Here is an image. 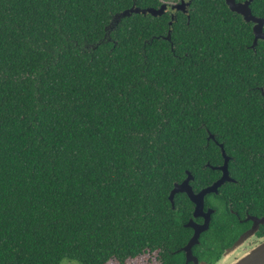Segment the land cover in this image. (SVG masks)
Listing matches in <instances>:
<instances>
[{"label": "trees", "instance_id": "obj_1", "mask_svg": "<svg viewBox=\"0 0 264 264\" xmlns=\"http://www.w3.org/2000/svg\"><path fill=\"white\" fill-rule=\"evenodd\" d=\"M161 5L0 0V264H187L195 203L170 196L187 171L197 192L221 177L219 143L237 182L207 196L194 253L214 263L234 243L232 210L264 214V41L226 0L107 35Z\"/></svg>", "mask_w": 264, "mask_h": 264}, {"label": "water", "instance_id": "obj_2", "mask_svg": "<svg viewBox=\"0 0 264 264\" xmlns=\"http://www.w3.org/2000/svg\"><path fill=\"white\" fill-rule=\"evenodd\" d=\"M254 1L255 0H246L245 2H239L237 0H226V3L232 12L242 15L246 22L254 24L255 41L253 44V49L256 50L259 42L261 40L264 41V18L258 17L253 13L252 4L254 3ZM191 2L192 0H182L179 3L173 4L171 6V9L174 12H183L185 14H188L190 11L189 7L191 6ZM169 9L170 6L167 3H164L160 8L151 7L142 9L132 7L131 9H127L113 18L112 23L107 28V35H111V32L116 29L118 24L122 21V18L130 16L134 12L151 14L154 17H160L165 15ZM175 19L176 14L173 16V21H171L170 23L171 26L173 25ZM167 39L172 40V31L169 32ZM209 138L216 140V136L212 133H210ZM219 144L222 148V153L225 159L224 164L221 166H212L210 163H208L207 166L212 167L215 170L222 171V177L212 185H209L201 191L197 192L192 185V181L195 179V176L191 171H187V178L183 182H177L175 184V187L170 196L174 208L176 206V195L179 193L187 194L196 205L194 217L185 225L186 227L194 229L193 237L191 238L189 243L182 248V251L187 254V263L194 262L195 264H206L200 263L199 258L194 254V247L201 242L202 234L210 229L212 215L215 212V210L212 208H209L208 210L206 209V197L212 193H219L220 188L225 183L236 182V180L232 178L229 169V164L232 160V157L227 154L225 145L223 143ZM198 217H203L204 222L198 223L195 220V218ZM252 219L255 221L253 229L249 231V233L242 235L236 244L228 248L216 264H264V241L258 245L253 246L247 252L245 249L250 236H253L256 233L260 224H264V217H252ZM237 256L239 257L237 258Z\"/></svg>", "mask_w": 264, "mask_h": 264}, {"label": "flooded vegetation", "instance_id": "obj_3", "mask_svg": "<svg viewBox=\"0 0 264 264\" xmlns=\"http://www.w3.org/2000/svg\"><path fill=\"white\" fill-rule=\"evenodd\" d=\"M162 1V0H161ZM182 0H179V2H181ZM186 1H190V0H186ZM164 3H167V2H163L162 1V5L164 4ZM167 4H169V6H170V11H172V9H171V6L173 5L172 3H167ZM176 4V3H175ZM161 5V6H162ZM160 8V7H159ZM189 9H190V7H189ZM168 10V11H169ZM173 12V11H172ZM174 14L176 13V12H173ZM189 14V13H188ZM262 93H263V96H264V89H262ZM222 172V171H221ZM221 177H222V175H221ZM220 177V178H221ZM219 178V179H220ZM218 179V180H219ZM236 180V179H235ZM194 181V180H193ZM236 182H237V180H236ZM227 183H235V182H227ZM227 183H225L224 185H226ZM223 185V186H224ZM222 186V187H223ZM221 187V188H222ZM220 191V190H219ZM215 194H219V193H215ZM206 200H207V197H206ZM207 205V204H206ZM195 207H196V205H195ZM246 207H249V205L248 206H246ZM209 208H211V207H206V209L208 210ZM213 209V208H212ZM215 210V212H216V209H214ZM194 212H195V209H194ZM194 212H193V216L190 218V220L194 217ZM214 212V213H215ZM232 212L233 213H235L237 216H238V218H239V221L242 223V224H245V227L243 228V232L242 233H240L239 235H238V237L236 238V240L234 241V243L231 245V246H229V247H227L226 249H225V251L222 253V255H221V257L224 255V253L226 252V250L228 249V248H230V247H232L234 244H236L238 241H239V239L241 238V236L242 235H244V234H246V233H249V231H251L252 229H253V227H254V225H255V221L252 219V217H256V218H262V217H264V214H262V215H257V214H252L250 211H247L246 213H245V216H241L238 212H236V211H234V210H232ZM213 213V214H214ZM212 219H213V215H212ZM189 220V221H190ZM195 220L198 222V223H203L204 222V218L203 217H198V218H195ZM212 223V222H211ZM211 226V225H210ZM264 241V224H260V226H259V228H258V230L256 231V233L253 235V236H250V238H249V241H248V244L245 246V249H246V252L248 251V250H250L253 246H255V245H258V244H260V243H262ZM201 243V242H200ZM199 243V244H200ZM198 244V245H199ZM195 254V253H194ZM187 255V254H186ZM185 255V256H186ZM196 255V254H195ZM196 257H197V255H196ZM220 257V258H221ZM239 256H237V258H238ZM199 258V257H198ZM220 258H218L214 263H209L208 261H206V260H201L200 258H199V260H200V263H206V264H216L219 260H220ZM186 259H187V256H186ZM187 262V261H186ZM190 263H193V264H195L194 262H190ZM190 263H187V264H190Z\"/></svg>", "mask_w": 264, "mask_h": 264}, {"label": "rangeland", "instance_id": "obj_4", "mask_svg": "<svg viewBox=\"0 0 264 264\" xmlns=\"http://www.w3.org/2000/svg\"><path fill=\"white\" fill-rule=\"evenodd\" d=\"M163 2L167 3H179V0H162ZM63 264H81L77 261H72V260H64ZM129 264H160L155 256H151L150 254L137 260V261H131Z\"/></svg>", "mask_w": 264, "mask_h": 264}, {"label": "clouds", "instance_id": "obj_5", "mask_svg": "<svg viewBox=\"0 0 264 264\" xmlns=\"http://www.w3.org/2000/svg\"><path fill=\"white\" fill-rule=\"evenodd\" d=\"M173 11V10H172ZM174 12V11H173Z\"/></svg>", "mask_w": 264, "mask_h": 264}]
</instances>
